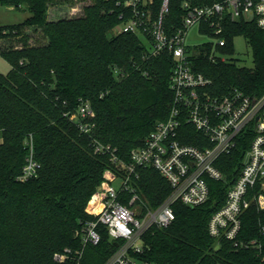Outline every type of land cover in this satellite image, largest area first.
<instances>
[{
  "label": "trees",
  "instance_id": "trees-1",
  "mask_svg": "<svg viewBox=\"0 0 264 264\" xmlns=\"http://www.w3.org/2000/svg\"><path fill=\"white\" fill-rule=\"evenodd\" d=\"M60 1V0H59ZM162 0H154L157 11ZM211 4L224 0H169L166 25L181 24L183 3ZM54 0H0V5L27 10L19 23L0 25V55L9 63L0 74V264H102L114 245L107 234L96 245L83 243L80 232L96 219L86 212L106 170L115 169L110 155L96 145H110L124 162L144 144L154 125L167 117L173 57L155 55L138 35L117 31L125 8L115 0H90L78 14L48 18ZM28 29L44 42H31ZM203 29V28H202ZM212 35L210 29L204 30ZM226 45L243 37L253 53L252 67L235 61L211 60V41L198 46L194 69L212 79V90L237 88L244 94L264 93V29L248 21H224ZM94 111V126L82 133L71 115L81 102ZM184 142L194 143L196 131ZM30 144L38 163L35 176L21 179ZM248 142H238L216 166L226 183L210 181L208 200L196 207L175 202V218L167 227H150L141 237L138 257L150 264H264V212L251 205L242 215L239 238L255 245L235 248L208 231L211 214L225 200L226 189L240 170ZM131 184L151 208L170 194L168 182L150 167L136 168ZM131 193L120 200L128 204ZM96 227H105L97 223ZM218 246V248H216ZM68 250L66 259L56 253ZM80 257L79 262L77 259Z\"/></svg>",
  "mask_w": 264,
  "mask_h": 264
},
{
  "label": "built area",
  "instance_id": "built-area-1",
  "mask_svg": "<svg viewBox=\"0 0 264 264\" xmlns=\"http://www.w3.org/2000/svg\"><path fill=\"white\" fill-rule=\"evenodd\" d=\"M115 2L125 8L119 14V32L138 35L150 55L162 51L172 54L169 87L173 97L167 117L154 125L141 147L131 150L128 163L110 145L95 146L96 152L110 155L115 169L104 172L102 183L87 203L86 212L96 219L82 228V242L96 245L104 231L114 249L102 264H150L138 257L144 232L152 226L171 224L175 202L188 207L205 203L210 195V181L226 183V176L216 166L218 158L230 154L238 142L247 141L238 175L227 187L224 203L211 214L208 231L213 238H224L235 248L255 245L253 240L240 239L239 232L242 215L251 205L264 212V93L250 96L231 88L219 94L210 89L212 79L193 65L202 53L198 49L202 43L189 46L185 39L188 30L196 25L200 33L211 39L209 58L227 60L217 50L226 45L222 36L224 21H248L264 29V0H224L201 5L185 1L181 24L175 30L165 23L169 0H162L157 11H153L154 0ZM206 28L211 36L202 31ZM93 116V108L85 101L71 119L82 133H89L94 126ZM188 126L196 131L195 144L184 142L192 135ZM138 167L154 169L170 185V194L156 208L149 207L131 184L132 179L139 177ZM37 168L30 144L21 179L35 176ZM126 192L131 193L128 204L120 200ZM97 223L105 227L98 228ZM261 230L264 233V228ZM67 253L68 250L56 253L54 257L62 261Z\"/></svg>",
  "mask_w": 264,
  "mask_h": 264
},
{
  "label": "rangeland",
  "instance_id": "rangeland-1",
  "mask_svg": "<svg viewBox=\"0 0 264 264\" xmlns=\"http://www.w3.org/2000/svg\"><path fill=\"white\" fill-rule=\"evenodd\" d=\"M90 0H54L49 5L48 18L55 19L62 16H71L78 14L77 10L81 9L83 5L88 4ZM27 10H16L11 7H5L0 5V25L19 23L25 20L29 16ZM119 29V28H118ZM118 29L113 30L110 34H114ZM28 33L31 35V42H44V39L40 33H36L31 29H28ZM211 39L200 33L196 25L192 26L186 35V44L189 46H195ZM228 59L236 62L237 65L252 67L254 64L253 53L246 40L241 37H235L233 39V52L231 54H224ZM10 69L9 63L0 55V74H6Z\"/></svg>",
  "mask_w": 264,
  "mask_h": 264
},
{
  "label": "water",
  "instance_id": "water-1",
  "mask_svg": "<svg viewBox=\"0 0 264 264\" xmlns=\"http://www.w3.org/2000/svg\"><path fill=\"white\" fill-rule=\"evenodd\" d=\"M216 248H218V246H216Z\"/></svg>",
  "mask_w": 264,
  "mask_h": 264
},
{
  "label": "bare ground",
  "instance_id": "bare-ground-1",
  "mask_svg": "<svg viewBox=\"0 0 264 264\" xmlns=\"http://www.w3.org/2000/svg\"><path fill=\"white\" fill-rule=\"evenodd\" d=\"M91 205V204H90Z\"/></svg>",
  "mask_w": 264,
  "mask_h": 264
}]
</instances>
